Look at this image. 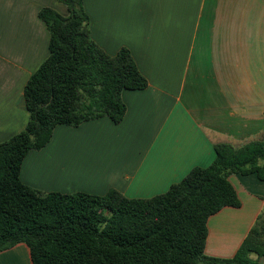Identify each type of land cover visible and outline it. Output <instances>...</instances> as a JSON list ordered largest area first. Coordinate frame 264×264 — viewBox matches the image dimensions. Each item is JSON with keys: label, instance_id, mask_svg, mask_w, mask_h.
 Listing matches in <instances>:
<instances>
[{"label": "crops", "instance_id": "1", "mask_svg": "<svg viewBox=\"0 0 264 264\" xmlns=\"http://www.w3.org/2000/svg\"><path fill=\"white\" fill-rule=\"evenodd\" d=\"M90 38L107 54L131 53L144 90H123L120 123L102 117L58 125L50 142L22 161L20 181L43 193L131 199L165 193L193 168L208 167L214 146H240L264 134V0H82ZM62 17L57 0H0V144L29 114L23 91L49 55L38 12ZM238 208L207 221L205 255L231 259L264 218V181L229 178ZM256 259L255 255H250ZM264 264V258L258 259ZM0 264H32L24 244L0 252Z\"/></svg>", "mask_w": 264, "mask_h": 264}, {"label": "trees", "instance_id": "2", "mask_svg": "<svg viewBox=\"0 0 264 264\" xmlns=\"http://www.w3.org/2000/svg\"><path fill=\"white\" fill-rule=\"evenodd\" d=\"M57 1L68 16L38 12L49 55L24 87L28 122L0 144V252L24 244L32 264H260L263 217L231 259L206 256L205 244L209 217L240 206L228 178L255 174L264 181V134L240 146L216 144L208 167L193 168L148 199L115 189L101 196L43 193L20 181L23 159L43 149L56 126L75 128L102 117L118 124L126 111L121 92L147 87L128 49L110 55L90 38L82 0Z\"/></svg>", "mask_w": 264, "mask_h": 264}, {"label": "rangeland", "instance_id": "3", "mask_svg": "<svg viewBox=\"0 0 264 264\" xmlns=\"http://www.w3.org/2000/svg\"><path fill=\"white\" fill-rule=\"evenodd\" d=\"M262 263H264V262H262Z\"/></svg>", "mask_w": 264, "mask_h": 264}]
</instances>
